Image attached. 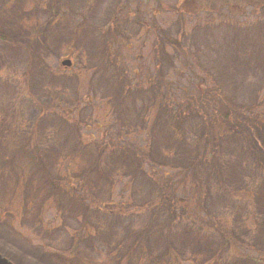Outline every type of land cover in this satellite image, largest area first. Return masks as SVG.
Returning <instances> with one entry per match:
<instances>
[{
    "label": "rangeland",
    "instance_id": "374dc122",
    "mask_svg": "<svg viewBox=\"0 0 264 264\" xmlns=\"http://www.w3.org/2000/svg\"><path fill=\"white\" fill-rule=\"evenodd\" d=\"M182 2L0 0L14 264H264V9ZM196 80L229 120L186 110Z\"/></svg>",
    "mask_w": 264,
    "mask_h": 264
},
{
    "label": "trees",
    "instance_id": "16d2710c",
    "mask_svg": "<svg viewBox=\"0 0 264 264\" xmlns=\"http://www.w3.org/2000/svg\"><path fill=\"white\" fill-rule=\"evenodd\" d=\"M235 1L237 0H183L181 6L176 8V11L178 12L176 14H178V17H180L181 19L177 23L184 24L185 16H194L202 11H206L209 14H216V15H223L224 11H226L227 13L232 15L231 7L233 6ZM242 1L245 2V7H244L245 9H249L257 5H259L261 11H263L264 9V0H242ZM243 11L241 12V14L235 13V15L237 14L240 16H245L246 11L245 12ZM207 19H209V21L211 20V18H207ZM1 38L2 39L5 38L3 37V34L2 35L0 34V39ZM186 63L188 62L185 61V64ZM189 87L191 90L190 93L184 96L186 99V102L184 101L185 102L184 105L187 111L201 112L203 116L206 117V119H210L211 117L213 118L216 116V114L222 115L224 120H229V118L232 117L231 110L227 109L228 111L226 112L222 110L221 97L216 92L217 89L215 86L211 87L208 84H204L201 81L196 80ZM101 133L102 132H99L98 134L97 133L93 134L89 136L88 139L94 141L96 138L100 137ZM21 137L25 141L29 139V136L23 133H21ZM69 173H71V171H69ZM74 180L76 181V179ZM170 194H172L173 196L175 194V191H173ZM104 206L108 207L106 203L103 204V207ZM191 215L192 217H198L197 214L194 212Z\"/></svg>",
    "mask_w": 264,
    "mask_h": 264
},
{
    "label": "water",
    "instance_id": "95a60500",
    "mask_svg": "<svg viewBox=\"0 0 264 264\" xmlns=\"http://www.w3.org/2000/svg\"><path fill=\"white\" fill-rule=\"evenodd\" d=\"M69 63V62H66ZM0 264H14L12 261H10L9 259H7L6 257H4L1 253H0Z\"/></svg>",
    "mask_w": 264,
    "mask_h": 264
}]
</instances>
